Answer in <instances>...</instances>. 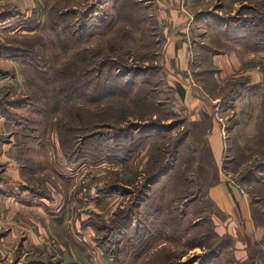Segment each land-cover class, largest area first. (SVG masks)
Segmentation results:
<instances>
[{
	"label": "rangeland",
	"instance_id": "obj_1",
	"mask_svg": "<svg viewBox=\"0 0 264 264\" xmlns=\"http://www.w3.org/2000/svg\"><path fill=\"white\" fill-rule=\"evenodd\" d=\"M116 2L0 0V264L264 260V0H181L179 25ZM166 35L190 44L187 72L165 63ZM227 43L222 76L211 58ZM34 60L56 69L49 86ZM79 69L101 79L77 85ZM178 73L203 94L196 108L176 97ZM219 181L246 194L260 228L244 256L241 221L206 196Z\"/></svg>",
	"mask_w": 264,
	"mask_h": 264
},
{
	"label": "crops",
	"instance_id": "obj_2",
	"mask_svg": "<svg viewBox=\"0 0 264 264\" xmlns=\"http://www.w3.org/2000/svg\"><path fill=\"white\" fill-rule=\"evenodd\" d=\"M137 3H140L141 6L150 11L151 14L148 17L155 16L157 19L158 17L161 18H167L170 20V22H173L175 20H179L178 15V2L180 3L181 0H134ZM142 2V3H141ZM160 16H159V13ZM149 14V13H148ZM177 22V21H175ZM176 24L179 25L177 22ZM225 29L227 28L224 25ZM230 28V26H229ZM167 34V29H166ZM183 35H177V38L174 36L170 40L168 36L166 35V38H168L170 41L168 44H166L164 47V60L165 63L169 65V62L173 58V61L176 63L179 69L181 70V73L187 72V70L184 69V66L186 64L187 68V48L190 47V44H187V42H184L182 39ZM187 38V37H186ZM193 49V48H192ZM222 49H224L222 47ZM226 51V52H225ZM236 59L235 54H231V49L227 50L224 49L222 53L215 54L211 60H213V64L217 66L218 71L220 70V74L222 76H228L232 70V61ZM238 64L239 61L237 60ZM166 65V64H165ZM196 65V64H194ZM238 68L237 66H235ZM184 71V72H183ZM180 73V74H181ZM179 73L176 75L178 77L175 78V80L179 83V85L182 88L183 94L181 95L178 91H175L176 97L180 99V102L185 104L186 106H190L191 108H196L201 103L202 99H204L203 94H197L193 89L189 88V85H187L190 78L183 77L182 74ZM249 74H253L249 73ZM254 75V74H253ZM174 78V76H173ZM186 86L184 85V82ZM262 84V83H261ZM190 104V105H189ZM199 114V113H198ZM1 120V119H0ZM2 121V120H1ZM2 123L0 122V126ZM206 144L209 146V149L211 151L212 156L214 157V160L216 162L220 161L222 159L223 155V139L220 132V125L219 123L213 119V117H210V125L207 129V133L205 134ZM1 180H0V187H1ZM207 198L212 202L214 207L220 212V214L223 217L232 216V219L235 223V225H239L240 221L243 225L242 227V235L240 234L237 238V243L243 244V256H244V249H247V246L253 245L254 241H256L254 238H258L260 236V228H256V225L254 224L252 213H251V207H249V202L247 199L246 194L241 191L240 189H236L234 187L227 186L226 183L223 181H219L216 184H213L209 187V189L206 191ZM10 227H13L14 225L11 223H8ZM15 228H11L12 232L9 234H6L4 236V239H6V242L8 239H11L12 237H15L17 232L16 226ZM17 232V233H16ZM5 235V234H4ZM3 239V236L1 237ZM3 239V240H4ZM244 264H264V260L261 258L260 260L254 259L251 261L244 260Z\"/></svg>",
	"mask_w": 264,
	"mask_h": 264
},
{
	"label": "trees",
	"instance_id": "obj_3",
	"mask_svg": "<svg viewBox=\"0 0 264 264\" xmlns=\"http://www.w3.org/2000/svg\"><path fill=\"white\" fill-rule=\"evenodd\" d=\"M115 6H116V8H120V10L121 9H123V7H126L125 9H127V10H129V9H131V7L132 8H141V9H144L142 6H141V4H139V3H137V2H135L134 0H132V1H128L126 4H123V3H121L120 2V0H117V2L115 3ZM132 10V9H131ZM242 20V19H241ZM244 22H249V20L247 21V19H245V21ZM250 27L251 26H249V25H238V27H236L234 30L237 32L236 33V35H239L238 37L237 36H235V38H242V39H244V41H247V38H246V34L248 33V30H247V28L248 29H250ZM215 28V30H218L219 31V33L220 34H222L223 36H224V38L226 39V40H229L230 41V30H223V28H221L220 26H216V27H214ZM259 34L258 35H260V30H256ZM250 32V31H249ZM259 39V38H258ZM228 46H229V44L227 43V44H225L224 46H223V48L224 49H227V50H230V48H228ZM202 50L203 49H206L204 46L202 47H200ZM201 53V52H200ZM37 60H34L33 61V66H34V77H36L40 82H42L43 84H45V85H47V86H49V84H50V80H49V75L50 74H52L53 72H55L56 71V69H53L52 67H51V65H48L47 66V64H44V63H39V62H36ZM52 72V73H51ZM78 72H79V76H78V81L79 82H77L76 81V83L75 84H77L78 85V83H80V84H82V86H90V85H92V84H95L98 80H100L96 75H94V77L93 78H86V77H84V72L83 71H81L80 69L78 70ZM197 75H201V74H206L204 71H203V73H196ZM51 76H53V75H51ZM114 75L113 74H111L110 76H108V78H106V80H105V84H109V82H110V80L111 79H115L114 77H113ZM116 80V79H115ZM117 81V80H116ZM131 88V87H130ZM64 89V88H63ZM132 89V88H131ZM124 90L126 91V92H128V90H129V88H128V86L127 85H125L124 86ZM175 91H178L181 95L183 94V90H182V88H181V86L178 84V85H176V88H175ZM47 92H50L49 90H47ZM63 92H66L65 90H59V92H57V90L56 91H52V92H50L49 94H55V93H63ZM49 94H44L43 96H45V97H47ZM148 97H150V96H148ZM81 99V98H80ZM67 103L68 102H66L64 105H67ZM46 104H47V102H46ZM69 104V103H68ZM56 112H57V110H56ZM55 112V113H56ZM53 113V112H52ZM35 198V197H34Z\"/></svg>",
	"mask_w": 264,
	"mask_h": 264
}]
</instances>
